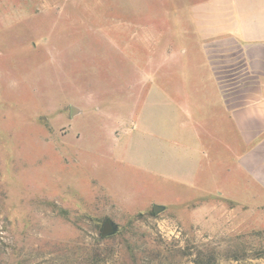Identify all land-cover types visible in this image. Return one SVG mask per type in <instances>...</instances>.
Returning a JSON list of instances; mask_svg holds the SVG:
<instances>
[{"label": "rangeland", "instance_id": "obj_1", "mask_svg": "<svg viewBox=\"0 0 264 264\" xmlns=\"http://www.w3.org/2000/svg\"><path fill=\"white\" fill-rule=\"evenodd\" d=\"M221 2L0 0V264H264L246 148L174 75L208 62L240 103L239 47L199 25Z\"/></svg>", "mask_w": 264, "mask_h": 264}, {"label": "crops", "instance_id": "obj_2", "mask_svg": "<svg viewBox=\"0 0 264 264\" xmlns=\"http://www.w3.org/2000/svg\"><path fill=\"white\" fill-rule=\"evenodd\" d=\"M221 3L214 12L215 21L199 22V25L207 33L204 35L207 38L228 36L239 47L240 103L230 106L208 62L200 68L182 67L174 75L180 74L188 84L186 107L192 113L201 109L203 120L216 122L220 119L223 123L228 120L232 124L246 148L237 163L246 177L264 190V0H222ZM198 73H206L207 77L193 82L196 79L193 75ZM159 88L162 89L161 86ZM175 89L181 90L179 86ZM217 125L214 126L223 135V128ZM219 137L216 134V138ZM189 139L186 145H190L194 162L197 154L204 153L198 151V138L192 136Z\"/></svg>", "mask_w": 264, "mask_h": 264}, {"label": "water", "instance_id": "obj_3", "mask_svg": "<svg viewBox=\"0 0 264 264\" xmlns=\"http://www.w3.org/2000/svg\"><path fill=\"white\" fill-rule=\"evenodd\" d=\"M163 209H164L163 206H158V205L152 206V210L154 214H158ZM116 230H117V227L113 224V222L109 218H106L102 222V226L100 229V237L106 238V237L112 236L115 234Z\"/></svg>", "mask_w": 264, "mask_h": 264}]
</instances>
